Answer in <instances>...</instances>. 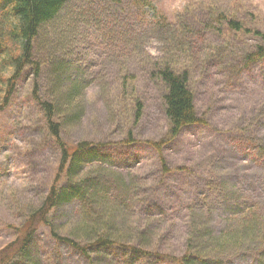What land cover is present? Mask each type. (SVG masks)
<instances>
[{
  "label": "rangeland",
  "instance_id": "rangeland-1",
  "mask_svg": "<svg viewBox=\"0 0 264 264\" xmlns=\"http://www.w3.org/2000/svg\"><path fill=\"white\" fill-rule=\"evenodd\" d=\"M151 1L181 27L188 24L187 34L184 29L180 33L184 37L199 34L194 45L200 53L190 88L206 125L185 128L165 148L170 174L163 172L159 154L146 143L157 142L169 132L165 91L151 77V58L175 54L159 40L160 35L151 32L150 11L141 14L129 5L116 9L104 2L71 0L56 20L39 31L38 44L43 50L47 41H61L54 45L59 47L53 58L67 63L71 80L84 82L79 120L71 123V116L69 122L58 116L64 143L71 147L105 144L96 148L104 161L92 162L94 167L84 163L85 173L91 175L90 168L101 167L104 179L97 186L123 204L127 231L145 228L151 250L182 256L192 239L188 224L192 211L198 210L200 219L206 218L219 233L225 215L237 205L257 202L264 207V60L241 71L231 48L245 50L241 47L252 36L238 35L223 45L205 26L212 7L264 32V0ZM136 33L142 39L139 50L129 51L120 44L122 36L126 41ZM34 81L33 71L27 69L11 104L0 112V250L16 239L28 216L42 205L57 175L61 152L33 94ZM39 86L43 100L59 98L51 70L45 69ZM137 101L144 110L136 124ZM129 132L138 144H121ZM81 158L86 160L82 154ZM120 176L131 187L126 200L114 180ZM78 219V204L72 201L57 208L51 221L65 235ZM31 248L32 259L19 264H87L69 245L56 241L47 226L40 228ZM150 264L172 263L151 260ZM223 264L257 263L247 253Z\"/></svg>",
  "mask_w": 264,
  "mask_h": 264
},
{
  "label": "trees",
  "instance_id": "trees-1",
  "mask_svg": "<svg viewBox=\"0 0 264 264\" xmlns=\"http://www.w3.org/2000/svg\"><path fill=\"white\" fill-rule=\"evenodd\" d=\"M70 1L0 0V112L9 107L19 80L27 69H31L35 78L33 94L45 112L49 132L61 152L57 175L48 195L42 205L28 216L16 239L0 250V264L30 261L33 257L31 245L43 226L49 228L56 241L65 243L78 252L87 264H150L151 260L168 261L172 264H223L247 253L253 255L257 264H264V207L257 202L242 203L230 210L224 217L225 227L219 233L208 225L206 218L200 219L198 210L192 211L188 221L192 239L188 241V247L182 256L151 250L152 243L147 239L149 230L145 228H132L133 233L126 230L127 213L123 204L97 186V181L104 179L101 167L90 168V171H94L91 175L82 168L84 163H91L90 166H93L95 164L92 162L104 161L105 158L99 155L96 148L105 147V144L85 142L71 147L61 137L63 123L58 116L63 117L66 122H69L68 115L71 116V123L79 120L84 82L80 78L71 80L68 76L71 69L67 63L53 58L59 47L54 45H59L61 41L55 39L54 44L47 41L43 50L38 44L39 31L56 20ZM87 1L104 2L116 9L129 5L141 14L150 11L151 22L148 24L151 32L160 35L159 40L175 53H165L163 58H151V77L161 82L165 91L163 105L169 132L157 142H146L159 154L163 172L170 174L173 171L165 160V148L177 140L185 128L206 125L204 118L198 115L195 96L190 88L191 72L196 56L200 53L194 45L199 34L184 37L180 33L191 29L188 24L181 27L151 0ZM208 13L209 22L205 26H208L212 35L223 40V45H228L225 42L238 35L252 36V41L241 47L245 50L230 47L241 62V71L264 60V32L247 28L242 20L231 18L224 12L219 13L215 8L210 7ZM183 22L180 18L179 23ZM65 31L63 29L60 34L61 40ZM141 41L138 33L127 37L126 41L123 36L120 38V44L133 52L139 50ZM180 51L179 57L177 53ZM180 62L183 67L175 66L180 65ZM45 69L51 70L52 77L59 86L60 94L56 101L43 100L39 95V79ZM143 110L142 102H135L136 124L141 121ZM138 143L132 132L121 142L125 146ZM261 148L264 149L263 145ZM81 154L86 156L85 161ZM82 172L85 173L84 176L81 175ZM114 180L125 199L130 185H127L122 176ZM72 201L78 204L79 219L76 226L62 235L61 229L51 221L52 214L61 205Z\"/></svg>",
  "mask_w": 264,
  "mask_h": 264
},
{
  "label": "clouds",
  "instance_id": "clouds-1",
  "mask_svg": "<svg viewBox=\"0 0 264 264\" xmlns=\"http://www.w3.org/2000/svg\"><path fill=\"white\" fill-rule=\"evenodd\" d=\"M151 51V50H150Z\"/></svg>",
  "mask_w": 264,
  "mask_h": 264
}]
</instances>
